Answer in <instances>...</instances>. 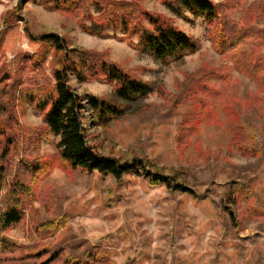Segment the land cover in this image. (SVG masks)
<instances>
[{
    "label": "rangeland",
    "instance_id": "1",
    "mask_svg": "<svg viewBox=\"0 0 264 264\" xmlns=\"http://www.w3.org/2000/svg\"><path fill=\"white\" fill-rule=\"evenodd\" d=\"M115 1L162 15L197 42L199 50L164 64L129 45L120 19L105 24L100 37L95 24L101 11L95 6L84 21L87 29L96 31L90 34L77 17L48 10L47 0H0V77L6 68L11 75L8 83L13 77L19 83L37 77L42 86L54 85L52 54L41 71L26 66V59L17 63L19 56H33L39 49L28 38L27 28L33 34H58L72 48L104 56L149 84L152 92L142 101L127 102L115 95L113 85L72 78L70 84L79 94L108 99L128 111L107 128L93 127L86 113L89 143L123 162H148L173 183L208 199L198 201L165 186H151L133 173L118 182L98 174L68 175L55 168L40 184L22 223L6 236L18 245L33 246L39 240L34 224L67 217V225L56 235L42 232L43 243L52 250L68 248L75 259L102 247L115 264H264V219L249 217L243 202L236 213L238 225L231 227L217 205L236 182L250 186L264 206V48H239L223 59L212 49L204 19L190 12L177 17L164 0ZM211 1L236 6V0ZM250 7L264 30V0H246L243 6L226 9V21L243 23ZM129 37L138 42L136 34ZM17 108L23 129L43 130V138L27 154L56 155L58 140L48 131L42 113L20 100ZM236 121L262 136L259 157H246L233 145ZM49 199L54 209L49 208Z\"/></svg>",
    "mask_w": 264,
    "mask_h": 264
},
{
    "label": "trees",
    "instance_id": "2",
    "mask_svg": "<svg viewBox=\"0 0 264 264\" xmlns=\"http://www.w3.org/2000/svg\"><path fill=\"white\" fill-rule=\"evenodd\" d=\"M245 1L236 0V6H243ZM164 3L177 17L182 18L186 12H190L204 19L212 49L223 59L239 48H264V30L257 25L252 7L246 12L243 23H232L226 21L225 10L236 7L234 5L216 4L211 0H164ZM91 6L101 11L99 22L95 24V29L99 28L100 37L103 36L105 24L116 23L120 19L129 45L143 49L158 62L168 64L179 61L200 48L197 42H193L167 18L147 12L135 3L115 0H47L45 4L48 10L77 17L84 30L95 34L96 31L87 29L84 24L90 17ZM131 34H136L137 43L131 40ZM27 35L31 42L39 45V49L33 56H19L17 63L26 59V66L41 71L48 56L52 54L54 85L42 86L37 77L26 78L21 83L13 77V81L8 83L11 75L7 74L6 68L0 77V264H115L109 252L102 247L92 248L82 259H75L68 255V248L52 250L45 245L43 240L46 238L42 232L56 235L67 225V217L41 225L34 224L39 240L33 246L18 245L6 236L22 223L25 211L38 194L40 184L53 169H61L68 175L75 172L88 176L98 174L118 182L125 175L133 173L145 178L151 186H165L194 200L205 201L208 196L173 183L170 177L154 170L148 162L139 159L123 162L100 153L89 143L88 129L84 123L86 113H90L93 127L107 128L125 118L128 111L108 99L79 94L70 84L72 78L79 83L100 80L113 85L115 95L127 102L146 99L152 92L149 84L96 52L72 48L69 41L58 34H33L27 28ZM19 100L33 105L42 113L48 131L58 140L56 155L30 157L27 154L43 138V130H25L21 127L17 108ZM233 123V145L246 157H259L262 136L245 123ZM19 156L22 159L16 162ZM243 202L249 217L264 219V206L253 189L246 184L234 182L228 186L221 202L217 204L227 217L226 225L237 227L236 213L242 209ZM48 206L54 209L51 199L48 200Z\"/></svg>",
    "mask_w": 264,
    "mask_h": 264
}]
</instances>
